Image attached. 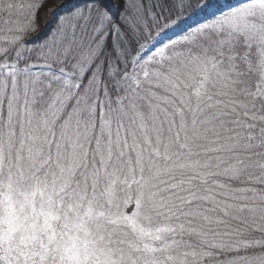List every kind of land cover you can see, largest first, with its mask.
<instances>
[{
	"label": "snow or ice",
	"instance_id": "snow-or-ice-1",
	"mask_svg": "<svg viewBox=\"0 0 264 264\" xmlns=\"http://www.w3.org/2000/svg\"><path fill=\"white\" fill-rule=\"evenodd\" d=\"M0 264H264V0H0Z\"/></svg>",
	"mask_w": 264,
	"mask_h": 264
},
{
	"label": "trees",
	"instance_id": "trees-1",
	"mask_svg": "<svg viewBox=\"0 0 264 264\" xmlns=\"http://www.w3.org/2000/svg\"><path fill=\"white\" fill-rule=\"evenodd\" d=\"M65 2V0H56V3H58V4H62V3H64ZM73 2H77V0H73ZM50 27V26H49Z\"/></svg>",
	"mask_w": 264,
	"mask_h": 264
},
{
	"label": "rangeland",
	"instance_id": "rangeland-1",
	"mask_svg": "<svg viewBox=\"0 0 264 264\" xmlns=\"http://www.w3.org/2000/svg\"><path fill=\"white\" fill-rule=\"evenodd\" d=\"M231 2H233V3H237V2H238V0H231Z\"/></svg>",
	"mask_w": 264,
	"mask_h": 264
}]
</instances>
